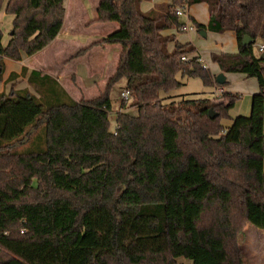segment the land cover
I'll return each instance as SVG.
<instances>
[{
	"label": "trees",
	"instance_id": "trees-1",
	"mask_svg": "<svg viewBox=\"0 0 264 264\" xmlns=\"http://www.w3.org/2000/svg\"><path fill=\"white\" fill-rule=\"evenodd\" d=\"M200 2L208 19L197 27L231 30L236 41L235 53L211 54V61L222 72L254 77L258 87L248 115L225 129L219 118L237 95L223 92L216 102L159 95L178 84L177 72L215 82L195 57L180 59L192 47L174 40L168 49L173 38L161 34L180 26L175 8ZM158 7L143 12L139 0H98L93 21L117 28L76 54L115 43L120 55L96 97L75 101L37 70L28 81L39 96L0 93V264H182L178 257L242 264L241 227L264 229V56L253 53L256 39L264 44V0ZM3 9L13 20L5 45L0 30V80L4 57L37 53L65 18L64 0H0ZM244 35L252 42L243 45ZM120 79L135 112L122 99L113 134L108 91ZM27 141L32 148L15 149Z\"/></svg>",
	"mask_w": 264,
	"mask_h": 264
},
{
	"label": "rangeland",
	"instance_id": "rangeland-1",
	"mask_svg": "<svg viewBox=\"0 0 264 264\" xmlns=\"http://www.w3.org/2000/svg\"><path fill=\"white\" fill-rule=\"evenodd\" d=\"M84 1H86V4L90 2L91 8L87 9L85 5L83 4L80 10H81V13L82 11L85 12L84 18L89 19L90 17L89 14L91 10L94 9L96 5L95 2H97V0H84ZM163 4H166V3H157L156 5H154L153 8L156 11H159L158 6L163 5ZM189 11L192 12L196 16V18L199 20H205L207 17V11L203 4L192 6ZM6 20L9 21V24L7 23V21L6 22L3 21V24L5 23L6 26L4 25L3 27H0V30L3 32V37H2L3 41H6V37L8 35L10 37V33L8 35L6 33L7 25L8 27L12 28L11 15L7 14ZM179 20L186 23L188 26L192 27L191 30H187L186 32H178L176 28L178 32L176 36L177 40L183 43L189 42L194 47L193 49L194 51H191L190 53H187L184 56L188 58H191V57L202 58L203 60L202 63H199V62H196V63L200 66L204 63L205 68L206 67L209 68V71L211 74L213 72H216V67L214 63L210 60V55L212 54V52H218L220 50H227V45H226L227 35L228 33L230 34V32L222 31V32L216 33V32H210L204 29L201 30L200 28L197 27L198 24L194 23L191 19H186L185 16L179 17ZM112 25H114L115 28H113L114 26L112 27ZM116 28H117L116 22H96V24L93 26L91 30L94 32L92 33L96 35H94L92 38L87 39L85 43H82L80 39L73 41L72 44H70L71 42H69L68 44L69 46L66 47L65 50L58 51L59 55L56 57H58L59 60L61 56H62V59L69 57L74 52L81 49L82 47H85L86 45H88L89 43H92L95 40L97 41L98 39L97 34L102 33L100 36L104 37L110 32H112L113 30H115ZM199 31H202L203 35L200 34ZM162 35H166V34H162ZM168 36H171V35H168ZM172 41H174V39ZM258 44H259V40L256 39L253 44V53L256 55H257L256 48ZM117 45L119 46V50L114 49L110 52V60L107 61L105 63L106 65L104 66V69H106L105 72L110 70L109 71L110 76L113 74L114 72L113 68L115 69L117 62H118L116 60L117 61V62L115 61L116 65L115 67H113L114 60L120 55V45L119 44ZM188 45L191 47L190 44ZM95 46L97 45H92L90 46V48H95ZM192 52L193 53L198 52L200 56L199 55L192 56L191 55ZM81 54H79L78 56L76 55V57H73L74 58L73 61L83 55ZM51 59L52 61L54 60L53 58ZM76 67L78 68V76L80 77L82 84H85L86 83L85 80H87L88 77L91 75L90 72L84 73V71L81 70V68H86V64L80 62V64L79 65L77 64ZM109 75H106L104 79L102 80L99 79L95 83H92V84L90 83L89 89H87V91L85 92H83L82 88H80V83L74 74H70L69 77L66 78L65 86L74 100L78 98H81L80 100H90L98 95L97 93L98 91L103 90V88H105V86L107 85L106 84L107 80L110 77ZM175 78L178 81V84L170 88L168 92H160L159 94L163 98L164 101L168 99H178L179 97H201V98L208 99L210 102H216L215 100H213V98H215L216 96V89L220 87H222V89L226 91H236V92H239L240 94H243L242 100H241L242 96L239 95L241 97L240 99L236 101V104L228 108L226 110V114L219 118V124L221 125L223 129L229 126L231 119L234 116L245 114L242 112L239 114L237 113L239 112L237 111V105L239 103H244V101L245 102L247 101V104H248L249 102L248 94L250 91V87L255 85V80L253 78H248V77L243 78V76L239 73H229V74L227 73L224 84H218L216 82H212L211 84H205L203 83V81L201 80L199 76L187 75L181 72H177L175 74ZM123 87H124V80L121 79V80H118L116 83H114L108 91V98L110 101V110L108 112V127L110 130H112L115 125V122H114L115 112L120 108L119 106L121 102V99L119 97V92L124 89ZM128 99L129 98L126 99L127 102L125 103V110L131 113H134L135 109L133 107L129 108L128 106V103L130 100ZM263 127H264V121H263ZM39 133L40 132L38 130L37 134ZM14 144L16 145L17 142H15ZM32 147H33L32 142L27 141L21 144H17V146H15V149L18 151H21V150H25V149L32 148ZM236 245H237L236 247L239 250V255H240L242 264H264V229H256L248 224H244L241 227L240 232L236 235ZM176 260L177 262H180L182 264H191V260L189 259L178 257Z\"/></svg>",
	"mask_w": 264,
	"mask_h": 264
},
{
	"label": "crops",
	"instance_id": "crops-1",
	"mask_svg": "<svg viewBox=\"0 0 264 264\" xmlns=\"http://www.w3.org/2000/svg\"><path fill=\"white\" fill-rule=\"evenodd\" d=\"M97 2H98V0H97ZM97 2H95L96 5H97ZM168 2H169V0H139V8L141 11L147 12L149 10L154 9L153 7L157 3H168ZM83 4L85 5V7L87 9L91 8L90 2L88 4H86V1H84V0H64L65 18H64L62 28H61L60 32L57 34V36L43 49H41L40 51H38L37 53H34L32 55H26V54L22 53L21 58L18 60L11 59L8 57L3 58L4 71L2 74V78L0 80V93L1 92L8 93V92L12 91L13 89L14 90L26 89L28 92L39 96L37 91H36L35 86L28 81L29 73L32 70H37V71H41L42 73L48 74L51 77H53L58 82V84L63 88V90L66 92V94L70 98L73 99V97L71 96V94L69 93L68 89L65 86L66 78L69 77L70 74H74L75 77L78 79V81L80 83V88H82L83 92H85V91H87V89H89L90 83L91 84L95 83L99 79L102 80L106 77V75H109L110 70L105 72L106 69H104V66L106 65L105 63L110 60V52L114 49L119 50V46L115 43L114 44L97 45V46H95V48L89 47L84 52L79 53V54L82 53L83 55L81 54L82 56H80V57H78V59L74 60L75 62L73 61V59H74L73 57H76V55L77 56L79 55L76 53L78 51L82 50L83 48L87 47L91 43H89L85 47H82L78 51L74 52L69 57L62 59V56H61L60 60L58 57H56L59 55L58 51L65 50V48L69 46L68 45L69 42H71L70 44H72L73 41L80 39L82 43H85L87 41V39L92 38L94 35H96V34H93L94 33L93 31H91L93 26L96 24V21H93L95 16H96V5H95L94 9L91 10V12L89 14V16H90L89 19H87V18H84L85 12L82 11V13H81V10H80L81 6H83ZM198 4H203L206 8V4L204 2L195 3V4H191V5L186 6L184 13L177 16V19L180 23V26L183 24L187 25L186 23L179 20V17H182V16H185L186 19H191L194 23H196L198 25H202V26L206 25L207 19H208V13H207V17L205 20H199L196 18V16L192 12L189 11L192 6H195ZM206 11H207V8H206ZM9 15H11V14H9ZM6 17H7V13L5 12V10L4 9L1 10V12H0V27H3L5 25V23L3 24V21H5V22L7 21V23L9 24V21L6 20ZM11 19L13 20V15H11ZM11 25H12V21H11ZM113 26L114 25H112V27ZM180 26L170 27V28L162 30L161 32H162V34L171 35L173 37V39L180 44H190L191 47L194 49V47L192 46L191 43H189V42L183 43V42H180L177 40L176 36H177L178 32H186L187 30L192 29V27L190 26L191 27L190 29L180 30ZM113 28H115V26ZM176 28H177L178 32H177ZM10 29H11V27H8V25H7V27H6L7 35L10 33L9 32ZM200 29L201 30H203V29L207 30L205 28H200ZM210 32H212V31H210ZM226 32H230V34L228 33V35H227V44H226L227 50H220L218 52H212V54L235 53L236 52V41H235L234 33L231 30H226ZM101 34L102 33L97 34L98 39L103 37V36H100ZM2 37H3V32H2ZM9 38L10 37L8 35L6 37V41L2 40L3 45L7 44ZM95 41H93V42H95ZM172 45H173V41L168 42L167 48L171 49ZM191 55L192 56H198L199 54H198V52H196V53L192 52ZM51 58H53L54 60L52 61ZM118 58H119V56L114 60L113 67H115L116 62L118 61ZM80 62L86 64V68H81V70L84 71V73L90 72V74H91L88 77V79L85 80L86 81L85 84H82V81H81L80 77L78 76V68L76 67V65L77 64L79 65ZM214 65L216 67V72H213L212 74L215 75L216 73L221 72L224 76V83H225V77H226L227 73L228 74L229 73H239V72H222L219 70V68L217 67V65L215 63H214ZM23 68L26 69L24 74H22ZM207 69L209 70V68H207ZM113 70H114V68H113ZM13 73L17 74V76L14 78H11L10 76ZM239 74H241L243 76V78L247 77L243 73H239ZM248 78H253L255 80L254 77H248ZM221 89H222V87H221ZM100 91H102V90H100ZM100 91H98L97 93L99 94ZM222 91L224 93L228 92V93L237 95V98L234 101L233 105L236 104V101L238 99H240L241 96H242L241 100L243 98V94H240L239 92L226 91L223 89H222ZM257 91H258V87H257V83L255 80V85L250 87V91L248 94L249 95L248 96V98H249L248 104H247V101L246 102L244 101V103H239L237 105V111H239V112H237L238 114L242 112V113H245L242 115H247L249 113L250 97L253 93H255ZM239 95H241V96H239ZM80 99L81 98H78L75 101H79ZM263 121H264V102H263ZM263 129H264V127H263Z\"/></svg>",
	"mask_w": 264,
	"mask_h": 264
},
{
	"label": "built area",
	"instance_id": "built-area-1",
	"mask_svg": "<svg viewBox=\"0 0 264 264\" xmlns=\"http://www.w3.org/2000/svg\"><path fill=\"white\" fill-rule=\"evenodd\" d=\"M185 8H186V6H181V7L175 8L174 9V14L177 15V16L183 14ZM190 28H191L190 26L185 25V24H183V25L180 26V30H187V29H190ZM263 49H264V44L263 43H259L257 45V48H256L257 54L261 53L263 51ZM180 59L183 60V61H186V62L190 60V58L185 57V56H181ZM195 61L196 62H199V63H202L203 62L202 58H199V57L198 58H195ZM201 67L205 68L204 63L201 65ZM222 93H223V91H222L221 87L218 88L216 90V96L215 97H219ZM263 93H264V91H263ZM119 97H120L121 100L122 99L123 100H126L129 97L128 96V92L125 89L121 90L119 92ZM111 131H112L113 134L115 133V125H114V128Z\"/></svg>",
	"mask_w": 264,
	"mask_h": 264
},
{
	"label": "water",
	"instance_id": "water-1",
	"mask_svg": "<svg viewBox=\"0 0 264 264\" xmlns=\"http://www.w3.org/2000/svg\"><path fill=\"white\" fill-rule=\"evenodd\" d=\"M199 32H200V34L203 35V32H202V31H199ZM251 42H252V40H251L248 36L244 35V36L242 37L241 43H242L243 45L249 44V43H251ZM260 56H261V57L264 56V51H262V52L260 53ZM214 80H215L216 83H218V84H222V83L224 82V76H223V74H222L221 72L216 73V74L214 75ZM207 115H208L209 118H213L214 116H216V112H214L213 109H212L211 107H209V108L207 109ZM263 134H264V132H263ZM24 140H26V138H24Z\"/></svg>",
	"mask_w": 264,
	"mask_h": 264
}]
</instances>
